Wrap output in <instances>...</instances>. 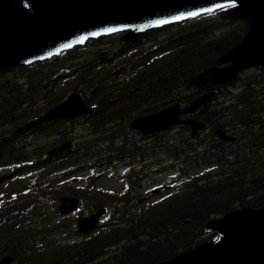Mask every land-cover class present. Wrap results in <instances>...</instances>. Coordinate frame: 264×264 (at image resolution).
I'll return each mask as SVG.
<instances>
[{"label":"trees","instance_id":"obj_1","mask_svg":"<svg viewBox=\"0 0 264 264\" xmlns=\"http://www.w3.org/2000/svg\"><path fill=\"white\" fill-rule=\"evenodd\" d=\"M246 27V20L220 10L149 30L127 45L115 41L102 53L70 50L43 67L17 66L20 78L10 82L0 74V170L13 167L0 187V257L10 254L11 264H151L203 240L210 218L242 205H264V66L245 70L238 87H230L234 82L216 88L198 106L194 115L206 130L194 137L185 125L173 134L148 135L131 127L136 116L197 95L185 87L187 78L236 44ZM118 66L120 74L111 75ZM73 89L94 104L82 117L83 138L71 133L76 121L23 132L35 142L30 149L12 134L2 138L22 116L38 113L40 101L55 102ZM218 124L233 138H218ZM64 140L73 141L69 149L48 153ZM122 167L120 192L95 183ZM82 170L91 172L83 183H59ZM158 174L167 175L168 190L139 203L142 184ZM65 191L90 210L111 208L107 226L77 234L75 221L43 203Z\"/></svg>","mask_w":264,"mask_h":264},{"label":"water","instance_id":"obj_2","mask_svg":"<svg viewBox=\"0 0 264 264\" xmlns=\"http://www.w3.org/2000/svg\"><path fill=\"white\" fill-rule=\"evenodd\" d=\"M231 4L225 12L227 16L248 21L244 37L187 81L188 87L199 89L225 84L245 68L264 66V0H0V70L48 56L63 46L81 42L87 35L128 28L120 38L126 42L146 29L195 16L190 13L200 14ZM211 94L203 93L183 108L174 103L137 117L131 125L149 133L187 123L194 135L204 123L180 120L177 116L194 111ZM88 110L80 97L71 93L19 129H28L49 118H72ZM77 203L76 198L64 196L59 209L69 212ZM103 211L102 208L79 218L77 230L86 232L97 225ZM203 231L214 233L194 247L153 264H264V206L227 211L209 220ZM10 262V256L0 259V264Z\"/></svg>","mask_w":264,"mask_h":264},{"label":"rangeland","instance_id":"obj_3","mask_svg":"<svg viewBox=\"0 0 264 264\" xmlns=\"http://www.w3.org/2000/svg\"><path fill=\"white\" fill-rule=\"evenodd\" d=\"M115 41V38H112L111 41L108 40H104L102 43L98 44L95 43L93 44L90 43L89 45L85 46V47H81L79 49H77L74 53H84L85 55L90 53L91 55H94V53H100L101 51H105L107 49L106 46L110 47L112 46L113 42ZM43 67V66H41ZM6 78L8 80V82L13 81L14 79H19L20 76H18V74L15 73H9L8 75H6ZM239 83L235 82L234 85H231L230 87H238ZM77 88V87H76ZM78 89V88H77ZM86 95V94H85ZM86 130V124L84 123L83 119L80 118L76 121L75 123V128L73 130V133L75 134V137L79 138H83L84 137V132ZM176 130H172L171 134H173L174 132H176ZM8 170V171H7ZM13 170V168L10 169H6L0 170V187L2 186V184L6 181L7 178V174H9L11 171ZM90 172L88 170L85 171H79V172H75L72 175L69 174V176H72L74 179V183L77 182H81L83 181V179L89 174ZM153 178L156 179V181H152V182H145L142 184L141 188H143V191H147L153 187L159 186V185H168L170 182L167 181V175L166 174H158V175H153ZM96 184L102 188L105 189H113L114 191L120 192L121 188L123 186V182L120 178V176L118 175V173L114 174L111 172H106L103 175L99 176L98 178L95 179ZM142 190H140V194L139 197H145L146 200L151 201L153 199H155L156 197L160 196L163 194L164 189H159V191L157 193H147V195H141V192H143ZM166 191V190H165ZM13 192H17L18 194L21 193V191H13ZM66 191L64 194H59L56 197H53V199H49V200H45L43 201V203L45 204V206L49 205L50 208H52V206L58 211L59 214V210H58V205L60 203V199L64 196H66ZM51 194H48L46 197H50ZM54 202V204H53ZM145 202V201H143ZM87 205H89L88 203L86 204L85 200L83 202H80L79 204V208L78 210L73 211L72 213L68 214V216L71 218L72 221L77 220L78 217H80L81 215H85V214H89L91 212H95L98 208L94 209L93 211H90V209L92 207H88ZM107 212H111V210H107ZM104 214V215H103ZM101 216V220L102 223L100 226H96V228L103 229L104 226L107 225L108 222V214L109 213H103ZM75 223L73 222V228H74ZM98 230V229H97ZM95 232V231H94ZM81 235H85V234H81ZM76 237H78V235H75Z\"/></svg>","mask_w":264,"mask_h":264},{"label":"bare ground","instance_id":"obj_4","mask_svg":"<svg viewBox=\"0 0 264 264\" xmlns=\"http://www.w3.org/2000/svg\"><path fill=\"white\" fill-rule=\"evenodd\" d=\"M195 16H190V17H187L186 19H184V20H187V19H190V18H194ZM149 30H153V29H147V30H145L144 31V34H146V32H148ZM245 33L246 32H244V34L243 35H245ZM137 38H140V37H135V38H133V39H130V40H128L127 41V43H132V42H134V40H136ZM233 46V45H232ZM225 52V51H224ZM205 68V67H204ZM81 95H82V93H80ZM219 119H220V117H219ZM227 122V121H226ZM224 124V123H223ZM228 124H230V123H228ZM238 124V123H237ZM214 125V124H213ZM226 125V124H225ZM234 125V124H233ZM232 125V126H233ZM216 126V125H215ZM228 126V125H227ZM218 127H219V124H218ZM230 127V126H229ZM237 127L239 128V126L237 125ZM231 128V127H230ZM233 128V127H232ZM236 128V127H235ZM212 130V129H211ZM231 130H233V129H231ZM252 153V152H251ZM145 162V161H144ZM256 162V161H255ZM250 164V163H249ZM253 164V163H252ZM263 167V166H262ZM256 168V167H255ZM250 169V168H249ZM253 172H255V171H253ZM172 181V180H171ZM171 185V184H170ZM137 186V185H136ZM137 188V187H136ZM152 189V188H151ZM263 206V205H262ZM107 226V225H106ZM74 237V236H73ZM183 251V250H182Z\"/></svg>","mask_w":264,"mask_h":264},{"label":"snow or ice","instance_id":"obj_5","mask_svg":"<svg viewBox=\"0 0 264 264\" xmlns=\"http://www.w3.org/2000/svg\"><path fill=\"white\" fill-rule=\"evenodd\" d=\"M211 11V9H209ZM197 13H190V15H196ZM115 29H109V31H114ZM67 46V45H66Z\"/></svg>","mask_w":264,"mask_h":264}]
</instances>
